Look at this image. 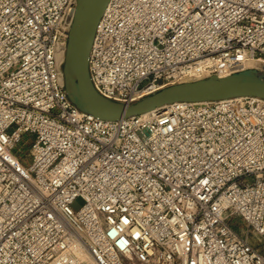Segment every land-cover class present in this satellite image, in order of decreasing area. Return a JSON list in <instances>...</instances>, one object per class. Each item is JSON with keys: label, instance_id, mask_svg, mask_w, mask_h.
I'll return each mask as SVG.
<instances>
[{"label": "built area", "instance_id": "obj_1", "mask_svg": "<svg viewBox=\"0 0 264 264\" xmlns=\"http://www.w3.org/2000/svg\"><path fill=\"white\" fill-rule=\"evenodd\" d=\"M76 3L0 0V264H264V99L82 112L63 71ZM255 62L264 0H109L89 73L134 104Z\"/></svg>", "mask_w": 264, "mask_h": 264}, {"label": "water", "instance_id": "obj_2", "mask_svg": "<svg viewBox=\"0 0 264 264\" xmlns=\"http://www.w3.org/2000/svg\"><path fill=\"white\" fill-rule=\"evenodd\" d=\"M109 0H77L63 67L66 91L82 112L116 121L175 103H201L239 97L264 99V72L249 69L228 77L211 76L176 84L134 104H121L97 93L89 73V55L99 21Z\"/></svg>", "mask_w": 264, "mask_h": 264}, {"label": "bare ground", "instance_id": "obj_3", "mask_svg": "<svg viewBox=\"0 0 264 264\" xmlns=\"http://www.w3.org/2000/svg\"><path fill=\"white\" fill-rule=\"evenodd\" d=\"M253 67L255 69L261 70L262 69V64L260 62H255V63H253Z\"/></svg>", "mask_w": 264, "mask_h": 264}, {"label": "rangeland", "instance_id": "obj_4", "mask_svg": "<svg viewBox=\"0 0 264 264\" xmlns=\"http://www.w3.org/2000/svg\"><path fill=\"white\" fill-rule=\"evenodd\" d=\"M19 147H20L21 149H23V148H24V146H22V145H21V146H19ZM25 150H26V152H27V150H28V147H27V146L25 147ZM77 202H78V204H79V205H81V206L84 204V202H83V200H82V199H78V200H77Z\"/></svg>", "mask_w": 264, "mask_h": 264}]
</instances>
